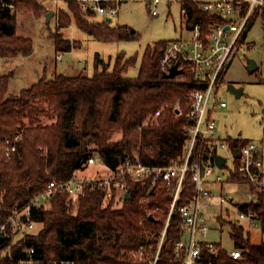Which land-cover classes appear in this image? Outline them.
Wrapping results in <instances>:
<instances>
[{
	"label": "trees",
	"instance_id": "trees-1",
	"mask_svg": "<svg viewBox=\"0 0 264 264\" xmlns=\"http://www.w3.org/2000/svg\"><path fill=\"white\" fill-rule=\"evenodd\" d=\"M182 1L190 20L202 18L207 23L213 18L200 10L195 0ZM2 2L0 56L32 53L33 39L17 32V13L24 10L46 16L50 8L40 0ZM11 4L15 5L14 10ZM68 5L72 14L62 8L54 12V16L58 12L60 26L69 24L73 15L78 26L97 39L133 36L125 25H112L108 19L89 20L78 0H69ZM55 42L56 49L63 52L75 46L60 33ZM166 44V40H160L145 47L136 76L126 73L137 57H126L123 52L116 56L112 69L109 61L96 54L93 75L58 72L51 77L42 76L15 95L8 92L11 73L0 75V146H6L8 140L16 146L10 157L0 152V224L14 207L25 206L43 191L50 180H66L87 167L84 161L93 154H99L111 168L135 154L142 163L153 166L182 160L185 126L190 121L189 93L202 84L187 68L172 78L163 75L160 61ZM178 102L179 113L174 110ZM43 115H54L56 119L42 124ZM116 134L120 136L114 137ZM227 139L235 147L243 142L241 138ZM204 151L207 152L206 146ZM235 161L238 165L239 159ZM233 177L243 179L238 171ZM176 184V179L155 184L151 179H127L129 196L118 199L116 189L107 198L106 189L97 187L80 195L75 211L67 202L68 192L56 190L50 207L31 206L29 219L35 221L33 228L24 223L16 232L10 225L7 231H0L5 235L0 243V264H18V259L31 257V247L32 256L42 264L62 259L74 264H145L158 250ZM193 192L188 172L157 264L179 263L174 249L182 234L180 207ZM242 207L258 212L264 232V194ZM230 223L235 247L242 249V257L232 258L221 248L218 263L264 264V241L252 242L244 227ZM142 248L144 253H138Z\"/></svg>",
	"mask_w": 264,
	"mask_h": 264
},
{
	"label": "built area",
	"instance_id": "built-area-1",
	"mask_svg": "<svg viewBox=\"0 0 264 264\" xmlns=\"http://www.w3.org/2000/svg\"><path fill=\"white\" fill-rule=\"evenodd\" d=\"M51 1L57 6V10H60L63 4H69V0ZM123 1L78 0L84 12L100 15L105 19L116 15ZM146 2L151 14L156 16L159 13L158 6L170 1L146 0ZM180 2L188 35L167 41L160 61L161 67L164 71H169L171 66L178 63V67L183 69V72L185 68L189 69L199 84H202L189 93L191 103L187 115L190 121L185 126L186 141L182 160L168 166H153L142 163L139 156L135 154L133 157L125 159L119 166L111 168L103 162L99 154H93L84 161V165L101 162L109 170L106 176L82 177L75 174L62 181L50 180L46 188L32 197L28 204L23 207H14L6 220L0 224V231H7L10 225L13 232H16L24 223H27L28 228H33L35 221L29 219L31 206H46L56 190H64L69 195L75 196L83 195L87 190L97 187L110 191L116 189L118 192L125 193L128 190L127 179L136 182H146L151 179L152 184L160 180L169 183L176 179L173 200L158 250L145 263L157 264L171 214L182 190L184 177L188 172L193 180L194 192L189 200L180 207L182 234L176 241L174 249L178 264H219L222 246L206 238L211 230L209 214L217 199L220 204L229 201L237 209L239 217L235 221H231L232 223L242 227L245 224H255L258 212L253 208H243L242 205L255 202L258 200L259 194H264V161L261 149L255 141H246L239 146L241 155L236 157L233 151L235 146L231 145L228 139L219 133L214 113L219 108L227 106L226 100L222 99L220 95L226 73L238 51L245 44L247 33L257 15L264 11V0L196 1L200 10L213 17L207 23L202 18L190 20L189 12L184 7L183 1L180 0ZM2 5L3 2L0 0V9ZM10 6L12 10L15 9V5L11 4ZM190 23L192 26L189 25ZM174 110L180 112L179 102ZM205 146L207 152L204 151ZM221 148L230 151L234 168L227 165V160L222 167L217 165L215 156L220 154ZM15 150L16 146L12 145L9 140L6 146H0V152L4 151L8 157ZM236 158L239 159L238 165L235 161ZM224 168H228V174L225 176L218 173V170ZM236 171L242 174L243 179L233 177ZM225 182L247 185L249 190L246 199L236 200L229 196V193L223 190ZM216 185H221L222 191L215 192ZM245 230L248 231L247 228ZM33 252L34 248L31 247L29 249L31 257L20 258L17 263L42 264L34 259ZM138 253L143 254L144 248L140 249ZM228 253L235 259L242 257V249L239 247L233 248ZM49 264H74V262L62 259Z\"/></svg>",
	"mask_w": 264,
	"mask_h": 264
},
{
	"label": "rangeland",
	"instance_id": "rangeland-1",
	"mask_svg": "<svg viewBox=\"0 0 264 264\" xmlns=\"http://www.w3.org/2000/svg\"><path fill=\"white\" fill-rule=\"evenodd\" d=\"M50 10L57 11V6L51 0H40ZM158 6V14L153 16L146 0H124L119 12L112 17V25H125L132 33L129 39L100 40L94 35L81 29L75 18L65 26L59 25L58 12L47 21L45 15L37 16L32 12L19 11L17 13V32L33 39L34 49L30 54L19 53L13 57L0 56V75L11 73L8 92L10 95L19 93L23 88L36 82L40 77H51L58 72L68 74L95 73V58L99 54L105 62H110L109 69L113 68L116 56L123 52L126 57L136 56L135 65L131 66L126 75L136 76L145 47L160 40H171L188 35L185 18L180 0H169ZM208 1V0H195ZM63 4V3H62ZM62 9L68 10L69 5L63 4ZM59 11V10H58ZM89 20H106L100 15L84 12ZM61 34L71 39L75 44L73 50L63 52L56 49V35ZM251 62L257 64L256 70L250 69ZM235 84L244 88L241 96H236L229 90V85ZM221 98L226 100L227 106L219 108L214 113L219 133L224 138H241L243 142L255 141L262 152L264 161V11H261L247 33L245 44L233 59L220 91ZM54 115L41 116L42 124L55 121ZM115 136H120L116 134ZM242 142V143H243ZM135 152V151H134ZM136 153V152H135ZM220 154L227 157V165L234 168V161L230 151L221 148ZM264 167V162H263ZM109 173L107 166L101 162L93 163L76 171L79 176L98 177ZM224 176L228 168L218 170ZM223 190L236 200H245L248 186L245 184L224 183ZM114 190H106L110 198ZM127 191L130 190L128 189ZM116 191L117 199L125 196L126 192ZM222 191L221 185H216V191ZM124 192V191H123ZM80 196L68 195L67 202L71 203L75 211ZM51 206V200L45 207ZM229 209V212H227ZM209 214L211 230L206 238L220 244L227 251L235 248L234 238L231 236L230 221L238 217L237 209L231 202L218 203V199ZM221 217L224 222L218 219ZM249 229L250 239L257 243L264 241V232L259 219L255 224L243 226Z\"/></svg>",
	"mask_w": 264,
	"mask_h": 264
},
{
	"label": "water",
	"instance_id": "water-1",
	"mask_svg": "<svg viewBox=\"0 0 264 264\" xmlns=\"http://www.w3.org/2000/svg\"><path fill=\"white\" fill-rule=\"evenodd\" d=\"M53 15H54V10H49L46 13L47 21H50V18ZM108 20L110 21V20H112V18H108ZM189 25L192 26L191 23ZM250 69L253 70V71L256 70L257 69V64L255 62H251ZM182 72H183V69L179 68L178 67V63H176V64H174L173 66L170 67L169 71H164L163 75L165 77L172 78V77H175L177 74L182 73ZM228 87H229V90L231 92H233L238 97L243 94L244 88L242 86H236L235 84H230ZM192 119H194V118H192ZM233 151H234V155L236 157H239L241 155V150H240L239 146L234 147ZM215 159H216V163H217V165L219 167H222L224 165V163L226 162V160H227L226 156H224L222 154H217L215 156ZM153 191H154V189H152L151 193ZM125 196L126 197L129 196V191L126 192ZM150 217H152V214H150ZM4 239H5V235L4 234H0V243H2L4 241Z\"/></svg>",
	"mask_w": 264,
	"mask_h": 264
},
{
	"label": "crops",
	"instance_id": "crops-1",
	"mask_svg": "<svg viewBox=\"0 0 264 264\" xmlns=\"http://www.w3.org/2000/svg\"><path fill=\"white\" fill-rule=\"evenodd\" d=\"M73 50V49H72ZM247 232H249V229H248V231ZM249 235H250V233H249ZM258 243V242H257Z\"/></svg>",
	"mask_w": 264,
	"mask_h": 264
}]
</instances>
